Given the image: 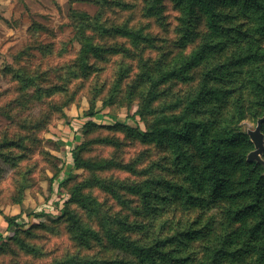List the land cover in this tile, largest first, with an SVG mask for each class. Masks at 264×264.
<instances>
[{
	"label": "rangeland",
	"instance_id": "rangeland-1",
	"mask_svg": "<svg viewBox=\"0 0 264 264\" xmlns=\"http://www.w3.org/2000/svg\"><path fill=\"white\" fill-rule=\"evenodd\" d=\"M148 1L11 0L1 5L6 2L0 0V264H116L131 258L112 239L116 220L122 222L121 233L142 242L155 232L201 230V238H186L185 246L172 244L183 246L194 259L191 264H199L225 233H240L253 221L251 213L234 220L226 211L247 203L246 194L234 203L218 198L208 208L188 198L208 196L198 178L203 160L197 143L183 144L177 156L180 151L167 140L134 131L143 122H156L160 110L180 111L207 73L218 75L211 84L218 81V88L235 91L223 95L219 111L212 106L219 100L211 99L196 118L213 120L212 130L229 121L239 133L227 145L230 154L221 157L227 191L235 195L249 178L246 158L254 145L247 131L264 115L247 91L246 74L252 68L257 76L264 72V41L256 42L263 58L252 63L235 62L251 53H229V45L219 47L220 53H204L186 69L185 80L172 77L156 86L153 110L141 114L148 86L141 76L144 64L152 68L161 61L168 70L195 54L189 53L193 44L175 45L180 14L173 2L162 0L157 18L148 14ZM81 12L99 14L101 27L86 25ZM203 20L198 14L192 30H205ZM131 29L158 47L140 43L139 52L126 32ZM88 39L102 45L99 54L82 52ZM111 45L129 52L110 51ZM242 82L238 106L233 105ZM261 128L264 133V124ZM260 157L264 162V149ZM252 261L248 251L234 264Z\"/></svg>",
	"mask_w": 264,
	"mask_h": 264
},
{
	"label": "trees",
	"instance_id": "trees-1",
	"mask_svg": "<svg viewBox=\"0 0 264 264\" xmlns=\"http://www.w3.org/2000/svg\"><path fill=\"white\" fill-rule=\"evenodd\" d=\"M162 0H149L147 12L149 15H156L157 18L161 16ZM174 8L178 11L179 26L177 30L178 38L175 45L178 47L193 46L189 53L192 56L183 63L176 65L179 61L174 63L172 69L164 70L161 61L154 63L152 68L144 64L142 77L148 82V86L142 93V102L138 111L143 114L153 109L150 107L151 101L157 99L159 95L156 93V86L165 80L172 77L185 80L186 69L190 68L194 62L203 58L204 53H220L219 47L230 46L229 53H251L244 56H237L235 62L252 63L256 58L262 59L263 55L259 52L263 51L261 46L257 45V39L262 38L264 41V0H171ZM71 12H74L71 10ZM147 14V15H148ZM203 17L205 30L198 33L192 30V22L197 15ZM86 25L95 28L101 27L99 25V14L90 16L87 13L80 14ZM115 27L113 28V30ZM119 27H116V31ZM131 36L133 35V44L140 52L143 46H150L157 48L158 45L148 36L142 35L133 29L126 31ZM253 36H257L256 38ZM196 37L198 39H196ZM193 44V45H191ZM160 47V46H159ZM102 45L87 40L82 47V52H90L99 54ZM116 50L117 52L127 53L124 47H116L111 45L109 50ZM137 52V53H139ZM255 53V54H253ZM264 53V52H263ZM200 54V55H199ZM199 55V57H198ZM260 56V57H259ZM241 58V59H240ZM81 59V56H79ZM84 59H81L80 67L83 66ZM234 62V63H235ZM85 64V63H84ZM176 65V66H175ZM158 75H154L152 71ZM74 75V73H72ZM247 91L256 97V102L264 107V72L261 75H255L253 68L246 73ZM88 73H83L87 76ZM218 75L207 73L200 89L195 97L190 99L180 111H171L166 113L160 110L156 116L157 121L145 125L143 127L137 125L135 133L141 137L154 136L159 140H167L170 143L169 147L175 148L180 152L177 156L182 155V145L193 141L197 143L201 158L203 160L201 168L197 169L200 181L205 183V190L208 193L207 198L199 195L189 196V199L196 198L200 205L208 208L209 205H215L219 200H231L232 203L241 198L243 194L247 195L249 201L238 204L237 206H227L226 211L234 220L243 219L244 216L251 213L254 216L251 223H245L243 231L227 232L218 243L220 245L207 248L205 255L199 264H221L225 258V264H234L235 260L240 259L243 253L251 252L253 254L252 264L264 263V162H246L249 169H247V176L249 178L241 185V188L233 196L229 195L226 183L223 180L222 165L225 161H221V157L230 154L227 151V145L233 143L238 136L234 125H229V121L219 130H212V123L210 119H197L199 114H204L203 106L208 104L211 99L219 100L218 104L214 106V111L220 110L224 104L225 95H232L235 89H222L216 85L211 84L210 80ZM239 93L235 98L233 105L239 103V95L242 94V87L245 83H241ZM228 92V93H227ZM215 104V103H214ZM208 111H213L209 106ZM213 111V112H214ZM263 116V115H262ZM261 117V116H260ZM226 119H224L225 121ZM264 122L261 126H263ZM132 130V129H131ZM262 131V128H261ZM263 133V131H262ZM264 140V133H263ZM251 151V150H250ZM249 151V152H250ZM181 160V158H179ZM229 160V159H228ZM247 182V183H246ZM231 184V183H230ZM247 186H243V185ZM232 186V184H231ZM145 192V191H144ZM143 193V191H142ZM147 192L143 194L145 202L147 199ZM219 198V200H218ZM189 200V202H191ZM80 202L83 199L80 197ZM231 203V205H232ZM67 204V203H66ZM65 203L60 208L61 215L66 213ZM60 215V216H61ZM119 225L116 228V236H113V241L116 247L126 250L131 258L116 259V264H191L194 261L188 253L184 251V247H172V244L179 242L185 246L186 238L196 239L201 238V230L189 229L185 231H178L170 235H163L160 233H152V235L145 241H139L136 237L132 238L127 234L120 232V220H116ZM18 224H13L14 232H18ZM235 245V247H228ZM263 262V263H262Z\"/></svg>",
	"mask_w": 264,
	"mask_h": 264
},
{
	"label": "water",
	"instance_id": "water-1",
	"mask_svg": "<svg viewBox=\"0 0 264 264\" xmlns=\"http://www.w3.org/2000/svg\"><path fill=\"white\" fill-rule=\"evenodd\" d=\"M263 122H264V115L257 119L254 129H249L247 131L248 136L250 137L254 145V149L251 150L247 155L246 159L248 162H251L253 160L258 162H263V160L260 157L264 149L263 133L261 131V125Z\"/></svg>",
	"mask_w": 264,
	"mask_h": 264
},
{
	"label": "crops",
	"instance_id": "crops-1",
	"mask_svg": "<svg viewBox=\"0 0 264 264\" xmlns=\"http://www.w3.org/2000/svg\"><path fill=\"white\" fill-rule=\"evenodd\" d=\"M2 1H4V2H6V3H1V5H8L10 2H11V0H2ZM10 1V2H9Z\"/></svg>",
	"mask_w": 264,
	"mask_h": 264
}]
</instances>
